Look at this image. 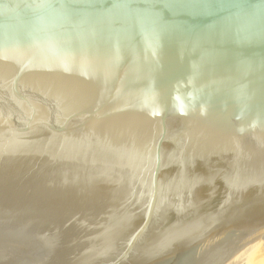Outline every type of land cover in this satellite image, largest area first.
I'll list each match as a JSON object with an SVG mask.
<instances>
[{
  "label": "water",
  "instance_id": "water-1",
  "mask_svg": "<svg viewBox=\"0 0 264 264\" xmlns=\"http://www.w3.org/2000/svg\"><path fill=\"white\" fill-rule=\"evenodd\" d=\"M264 258V0H0V264Z\"/></svg>",
  "mask_w": 264,
  "mask_h": 264
},
{
  "label": "bare ground",
  "instance_id": "bare-ground-1",
  "mask_svg": "<svg viewBox=\"0 0 264 264\" xmlns=\"http://www.w3.org/2000/svg\"><path fill=\"white\" fill-rule=\"evenodd\" d=\"M225 264H264V258L254 245L247 244L231 256Z\"/></svg>",
  "mask_w": 264,
  "mask_h": 264
}]
</instances>
